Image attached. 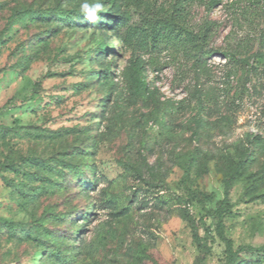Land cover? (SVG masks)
I'll use <instances>...</instances> for the list:
<instances>
[{
	"label": "rangeland",
	"instance_id": "374dc122",
	"mask_svg": "<svg viewBox=\"0 0 264 264\" xmlns=\"http://www.w3.org/2000/svg\"><path fill=\"white\" fill-rule=\"evenodd\" d=\"M0 0V264H264V0ZM91 2V0H90ZM161 9L208 29L125 47ZM139 58L138 91L124 70Z\"/></svg>",
	"mask_w": 264,
	"mask_h": 264
},
{
	"label": "trees",
	"instance_id": "16d2710c",
	"mask_svg": "<svg viewBox=\"0 0 264 264\" xmlns=\"http://www.w3.org/2000/svg\"><path fill=\"white\" fill-rule=\"evenodd\" d=\"M123 3L128 5L133 4L137 7H141V2L139 0H116V3H114V11L116 13V15L113 16L114 21L119 19L120 16L118 10ZM145 10L148 11V14H146V16L143 17L140 22H137L136 24H127V18H124L125 23L122 22L117 24V27L123 28V32L120 34V39L123 46L135 47L139 42V37L142 36L141 41L148 42L153 49L158 43H161L166 38H168L171 32L179 30V32L183 33L184 35V43L190 45L195 53L202 57L204 55L208 56L212 54L211 50H207V43L209 39L208 29L195 33L183 28H178V26L163 12V10L157 9L150 11L147 7ZM141 62L142 61L139 58H134L131 61V64L126 67L123 72L124 76L128 80V83L135 91H138V87L140 86L139 72L143 71ZM242 169L243 161H239L236 164L233 173L225 181L224 197L218 203V208L216 210V234L225 245V264H240V260L237 257V250L235 251L233 249L232 242L224 235L223 217L224 214L229 211L231 206L228 200L229 190L235 181L240 177ZM245 249L251 253H256L257 255H264V247L258 249L240 247L238 250Z\"/></svg>",
	"mask_w": 264,
	"mask_h": 264
},
{
	"label": "clouds",
	"instance_id": "9594fccd",
	"mask_svg": "<svg viewBox=\"0 0 264 264\" xmlns=\"http://www.w3.org/2000/svg\"><path fill=\"white\" fill-rule=\"evenodd\" d=\"M79 10L86 22L96 25L102 19L99 14L103 13L104 4L101 0H82Z\"/></svg>",
	"mask_w": 264,
	"mask_h": 264
}]
</instances>
